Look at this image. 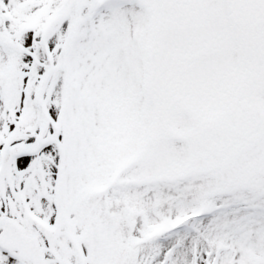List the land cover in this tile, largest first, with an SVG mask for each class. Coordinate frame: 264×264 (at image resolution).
Wrapping results in <instances>:
<instances>
[{"label": "snow or ice", "instance_id": "1", "mask_svg": "<svg viewBox=\"0 0 264 264\" xmlns=\"http://www.w3.org/2000/svg\"><path fill=\"white\" fill-rule=\"evenodd\" d=\"M0 264H264V0H0Z\"/></svg>", "mask_w": 264, "mask_h": 264}]
</instances>
